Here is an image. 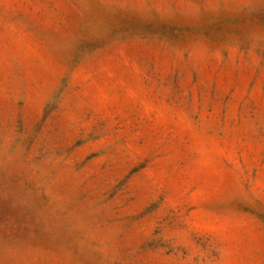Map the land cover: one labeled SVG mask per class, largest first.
Masks as SVG:
<instances>
[{"label": "rangeland", "instance_id": "obj_1", "mask_svg": "<svg viewBox=\"0 0 264 264\" xmlns=\"http://www.w3.org/2000/svg\"><path fill=\"white\" fill-rule=\"evenodd\" d=\"M0 264H264V0H0Z\"/></svg>", "mask_w": 264, "mask_h": 264}]
</instances>
